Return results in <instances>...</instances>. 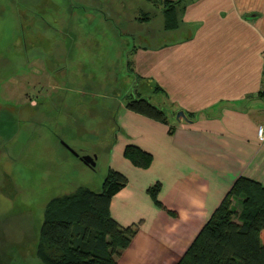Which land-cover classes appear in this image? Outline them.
Here are the masks:
<instances>
[{"label":"crops","instance_id":"0c3cea01","mask_svg":"<svg viewBox=\"0 0 264 264\" xmlns=\"http://www.w3.org/2000/svg\"><path fill=\"white\" fill-rule=\"evenodd\" d=\"M23 2L28 4L26 11L30 8L36 15L51 21L41 27L44 33L40 31L46 34L44 54L42 45L33 46L31 42L19 45L18 55L20 47L21 52L22 48L23 51L31 48L33 60L29 65L34 67V72L37 66H43L39 78L44 82L41 88L44 93L23 94L15 114L21 116V108L28 107L27 117L19 122L31 133L44 128L36 118L42 113L48 116L44 118L49 123L55 115H67L69 126L71 101L73 105L80 101L76 94H85L84 84L87 79L96 78L90 76L96 68L92 70L78 63L71 67L72 51L80 46V41L67 43L68 36L70 33L81 35V40L85 36L96 42L89 46L94 52L91 61L99 60L98 67L103 63L106 74L111 77L113 72L114 83H117L118 60L123 64L124 58L117 52L120 48L118 32L104 18L111 17L105 14L114 9L128 11V6L118 4L136 1ZM181 20L174 31L181 35L180 39L155 48L139 47L131 57L133 74L137 81L149 84L158 96L157 103L152 104L165 112L168 123L134 113L122 102L114 101L118 109L107 153V170L120 173L127 183L112 197L109 212L121 227H137L129 246L116 258L118 264H177L239 177L264 187V145L257 140V128L264 125V98L260 97L264 0H188ZM53 29L60 30L61 40L67 41L57 56L52 54V36L50 41L47 38ZM108 38L109 44L105 42ZM85 44L82 41V45ZM30 56L26 55V60ZM48 61L60 66L49 71ZM60 70L64 75L61 79L55 75ZM54 75L60 79L57 83ZM115 95L116 90L107 98L114 99ZM179 112L185 119L175 118ZM6 115L0 111V138L4 149L17 141L21 132L12 123L15 124L12 136L2 134L10 130ZM60 125H64V119ZM49 137L53 147L54 137L52 134ZM128 145L150 154L148 168H136L125 159L123 153ZM54 150L59 152L58 148ZM5 152H1L2 156ZM157 185V201L161 207L149 194Z\"/></svg>","mask_w":264,"mask_h":264},{"label":"rangeland","instance_id":"374dc122","mask_svg":"<svg viewBox=\"0 0 264 264\" xmlns=\"http://www.w3.org/2000/svg\"><path fill=\"white\" fill-rule=\"evenodd\" d=\"M134 1L136 2L133 4L132 2L118 4L119 7L128 6V11L123 12L121 9H114L105 15L111 16L109 18L116 20L117 23L120 15L127 17L137 16V12L148 13L151 16L158 14L151 25H143L145 30L154 31V35L151 40L148 39L147 34H142L144 30L141 28L135 29L130 21L132 23L130 25L132 31H138L140 34H134V41L130 37L126 39L127 42L125 41V43L119 41L118 45L120 47L124 44L123 46L128 49H131L134 45L137 48H152L164 43H172L181 38L178 32H164L162 30V17L158 9L152 7L147 0ZM0 2H2L0 3V111L1 113H7L5 120L8 128H10L9 131L6 130L2 134L12 136V127L15 124L17 125L16 128L21 131L18 140L11 143L7 149H4V143L0 138V264H41L35 257V250L37 247L38 229L42 223V213L46 201L50 197L69 194L78 187H85L96 193L100 192L101 184L107 172V153L115 129V123L113 124L112 118L116 115L118 104L114 102L117 101L116 98L105 97L111 96V94H108L109 89L104 87L105 80L110 78L105 72V65L102 63L98 67L99 60H97L98 62L94 61V63L91 61L94 52L89 50V46L97 43L92 42L90 37L87 39L84 36V39L81 40L83 36L71 33L70 35L68 34L70 41L67 42L61 40L63 35L60 30L53 29V32L48 33L47 38L49 41L50 36L53 38L54 47L52 54L54 56H57L62 50L64 42L70 43L74 41L75 44H78L80 41V46H75L74 51H72L74 53L70 60L71 67H73L72 64L78 63L86 64L92 70L96 68L94 73L90 75L96 78L93 80L87 79L84 84L87 87L85 89L86 94H76V97L80 100L77 101V104L79 102L83 104L88 97L93 101H97L96 104L100 105L99 95L101 99H107V102L112 105L103 109L104 115L109 117L103 120L102 118L93 117L88 123V119L84 115L88 113L97 115L98 110L101 109H95L96 107H94V110H89L87 109L88 106L81 104L76 107L75 103V107L70 112V114L73 113L75 116L69 117L71 122L69 126L66 124L67 115H55L52 124V121L50 123L46 121L44 117L48 116L42 113L36 118L39 125L44 128H39L31 133L28 127L27 129L22 127L19 121L20 119L22 121L25 120L29 109L27 106L21 108L23 114L17 117L15 111H18L19 102L22 100L21 98H24L23 94L38 96L44 93L41 90L44 82H40L39 78L43 72L41 69L43 66H37L34 72V67L32 68L29 65L31 60H33L31 48H28L27 51H23L24 48H22L21 52L20 47L21 55L20 53L18 55L19 45L23 46L27 42H31L33 46L35 44L42 45L44 54L46 34H42L40 31L44 33L41 27H44L45 23L51 20L40 16V14L36 15V12L30 8L26 11L28 4L23 2V0H0ZM30 5L34 6L33 4ZM45 5V3L41 4L42 8ZM50 5L52 4L50 3ZM56 6L57 4H54V7ZM126 22L129 26V20H126ZM4 24L6 28H4ZM122 30L127 32L124 27H122ZM82 41L86 44L82 45ZM105 42L109 44L110 39H106ZM105 42L103 41V45H105ZM117 52L119 53V49ZM111 53L113 54V52ZM26 55H31L28 60H26ZM122 57L124 58L123 64L118 60V68L120 69L118 81L113 83V89L109 93L117 90L120 96H123L137 89L142 98L153 104L157 103L158 96L152 92L149 84L137 81V77L127 70V60L123 54ZM19 64L23 66L20 67ZM47 65L49 71L52 67L55 70L60 66L54 64V61H48ZM33 72L34 76H32ZM100 73H102V76L99 75ZM55 75L60 79L64 77L61 70L56 72ZM55 75L54 81L57 83V80L60 81V79ZM99 76L101 85H103L98 88ZM113 77L114 74L111 72L110 82H112ZM72 103L71 101V105ZM45 110L43 109V111ZM108 118H111V120ZM62 119H64V125H60ZM85 124L90 126V128L86 127L88 128L86 131H84ZM49 134H52L55 140L53 147L49 141ZM58 136L63 140H60ZM61 142L67 144L75 152L80 151L79 149L82 148L87 149L88 152L92 153V156L97 155L95 168L91 169L84 166L80 158L71 154L62 146ZM51 148H58L59 152L56 150L52 151ZM3 150L7 151L5 156L1 154ZM84 155L88 154L81 156ZM233 204L238 209L240 208L236 202Z\"/></svg>","mask_w":264,"mask_h":264},{"label":"trees","instance_id":"16d2710c","mask_svg":"<svg viewBox=\"0 0 264 264\" xmlns=\"http://www.w3.org/2000/svg\"><path fill=\"white\" fill-rule=\"evenodd\" d=\"M147 1L158 9L165 32H174L179 28L182 21L181 14L188 0ZM157 16L158 14L151 16L148 13L137 12V16L134 15L132 19L120 15L117 23L109 17L104 20L110 22L118 32V42L125 43L129 37L134 41L135 33L140 34L138 31H132L130 27L132 23L135 29H143L145 32L143 31L142 34H147L148 39L151 40L154 31L152 33L151 30H145L143 25H151ZM126 20H129V26ZM122 27L127 32H124ZM123 45L119 48V55L125 56L127 70L132 74L131 57L139 47L134 45L128 49ZM119 70L117 66V71L120 72ZM114 78L115 76L112 82H110L111 77L105 80L104 87L109 91L113 89ZM102 85L100 80L98 88ZM85 89L87 87L84 85L82 91L86 92ZM109 91L108 94L111 95L115 92L109 93ZM114 97L121 101L127 110L164 124L168 123L165 112L142 98L137 90L123 96H120L116 90ZM260 97L264 98V94L261 93ZM85 100L83 104L76 103V107L82 104L88 106L89 110H94V107L101 109L98 110L97 115L95 113L84 115L88 123L93 117L102 120L109 117L103 112V109L110 105L107 99L98 98L101 100L100 105L91 98L87 97ZM73 103L72 108L75 107ZM72 116L75 115L71 113L69 117ZM114 119L113 117V124ZM86 127L90 128L89 124H85L84 131L88 129ZM171 132L172 127L169 129V133ZM58 138L63 140L59 136ZM79 150L76 152L80 156L92 155L87 149ZM85 151L87 152L84 153ZM123 155L136 168L146 169L151 163L150 154L132 145L125 147ZM126 183L127 180L123 175L108 169L100 192L78 187L69 194L48 200L38 229L36 259L41 264H118L116 258L129 246L137 231L136 226L121 227L109 212L112 197L124 188ZM158 191L157 185L149 190V194L154 203L161 207L157 201ZM234 202L240 206L239 209L233 204ZM177 264H264V187L239 177Z\"/></svg>","mask_w":264,"mask_h":264},{"label":"water","instance_id":"95a60500","mask_svg":"<svg viewBox=\"0 0 264 264\" xmlns=\"http://www.w3.org/2000/svg\"><path fill=\"white\" fill-rule=\"evenodd\" d=\"M180 118L185 119V116L182 112L177 113L176 115V119L179 120ZM62 146L64 148H66L71 154H73L75 157L80 158L81 162L83 163L84 166L94 169L96 166V160H97V156L93 155V156H88V155H84V156H79V154L77 152H75L74 150H72L67 144H65L64 142H61Z\"/></svg>","mask_w":264,"mask_h":264},{"label":"built area","instance_id":"2783aa9c","mask_svg":"<svg viewBox=\"0 0 264 264\" xmlns=\"http://www.w3.org/2000/svg\"><path fill=\"white\" fill-rule=\"evenodd\" d=\"M262 62H263V87L262 93L264 94V52L262 54ZM257 140L260 144L264 145V125H259L257 128Z\"/></svg>","mask_w":264,"mask_h":264}]
</instances>
